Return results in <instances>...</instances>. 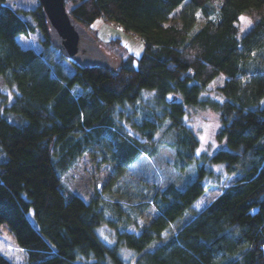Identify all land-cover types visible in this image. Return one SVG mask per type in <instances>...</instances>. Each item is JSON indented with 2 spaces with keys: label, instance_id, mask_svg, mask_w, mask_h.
<instances>
[{
  "label": "trees",
  "instance_id": "1",
  "mask_svg": "<svg viewBox=\"0 0 264 264\" xmlns=\"http://www.w3.org/2000/svg\"><path fill=\"white\" fill-rule=\"evenodd\" d=\"M5 2L0 224L25 252L23 264H128L121 245L137 255L134 264H264V0H64L87 32L101 18L141 39L137 55L109 58L108 67L79 66L63 55L39 3L23 9ZM243 14L253 22L240 34ZM36 30L40 50L23 47L18 37ZM218 75L225 80L217 97L203 96ZM188 106L218 113L221 147L182 189L171 183L152 196L158 214L149 224L130 231L127 210L110 212L98 193L86 200L66 192L62 176L82 156L108 153L114 170L123 171L140 152H155L165 123L176 161L183 168L196 162L183 122ZM209 164L238 179L194 212L205 178L218 176ZM104 223L116 231L111 245L96 233ZM0 264L13 263L0 253Z\"/></svg>",
  "mask_w": 264,
  "mask_h": 264
},
{
  "label": "rangeland",
  "instance_id": "2",
  "mask_svg": "<svg viewBox=\"0 0 264 264\" xmlns=\"http://www.w3.org/2000/svg\"><path fill=\"white\" fill-rule=\"evenodd\" d=\"M38 3V0H6L5 2L11 8L23 9L33 8ZM71 6L72 4L69 3L66 5L68 9ZM252 20L253 18L248 14L239 16L237 28L240 34L245 33L250 28ZM88 31L95 36L102 50L111 59H118L122 62L130 58L132 54L137 55L142 49V41L137 35L124 31L114 22L101 18L97 19L88 27ZM39 39L38 30L26 36L20 35L18 37L23 47H30L36 51L40 50ZM224 80L223 75H218L208 84L207 91L203 96L217 97L216 89L223 84ZM5 88L3 80L0 78V94L6 91ZM144 95L152 97L153 94L144 92ZM2 100L0 97V106ZM183 122L195 139L193 149L197 157L196 162L187 166L184 165L183 168L182 164L180 165V162L176 161L168 145V142L172 141L171 131L168 129L169 125L165 123L154 145L155 152L151 151V147L146 153L140 152L137 159L123 171L116 172L114 170L108 153H105L106 157L101 159L97 154L95 157L88 154L82 156L62 176L61 180L66 192L77 194L86 200L95 193L102 195L109 203L110 212L113 208L122 210V212L127 210L133 216L130 217L132 222L128 230L139 231L158 214L152 203V196L171 183L176 188L182 189L185 184L193 180L196 175V168L203 165L221 147V143L217 139L220 119L215 110L207 107L188 106ZM2 157L3 154L0 151V160ZM207 166V169L211 168L214 173H218V176L205 178L207 187L204 193L193 203L194 212L203 210L221 193L223 188L230 186L238 179V176H227L220 164ZM110 217L115 219L113 216ZM189 218L187 215L184 220L172 224L165 233V237L175 234ZM96 233L108 245L116 242V231L107 223L100 225ZM157 243L154 241L149 247L153 248ZM0 253L13 264L25 262V252L16 244L13 234L5 224H0ZM118 253L128 264H134L137 255L133 250L121 245Z\"/></svg>",
  "mask_w": 264,
  "mask_h": 264
},
{
  "label": "water",
  "instance_id": "3",
  "mask_svg": "<svg viewBox=\"0 0 264 264\" xmlns=\"http://www.w3.org/2000/svg\"><path fill=\"white\" fill-rule=\"evenodd\" d=\"M53 45L79 66L108 67L111 61L98 41L69 14L64 0H38Z\"/></svg>",
  "mask_w": 264,
  "mask_h": 264
}]
</instances>
